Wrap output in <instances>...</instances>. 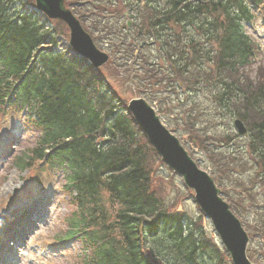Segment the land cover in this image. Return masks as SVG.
Masks as SVG:
<instances>
[{"label": "trees", "instance_id": "1", "mask_svg": "<svg viewBox=\"0 0 264 264\" xmlns=\"http://www.w3.org/2000/svg\"><path fill=\"white\" fill-rule=\"evenodd\" d=\"M166 1V8L151 12L147 35L164 52L173 38L170 26L177 27L175 40L182 37L190 45L194 67L202 66L196 35L217 45L204 54L206 63L216 61L215 103L225 116L255 120L248 128V149L261 166L264 186V80L250 91L237 76L253 57L240 26L242 18H250L246 7L242 0ZM27 3L0 0V107L10 102L27 109L40 130L37 145L19 159L27 164L20 167L53 160L65 172L62 190L74 211L57 239L76 237L82 243L78 264H228L223 250L208 244L185 214L162 208L147 171L153 151L133 119L115 106L112 92L98 84L85 60L41 50L55 46L56 36L25 8Z\"/></svg>", "mask_w": 264, "mask_h": 264}, {"label": "rangeland", "instance_id": "2", "mask_svg": "<svg viewBox=\"0 0 264 264\" xmlns=\"http://www.w3.org/2000/svg\"><path fill=\"white\" fill-rule=\"evenodd\" d=\"M245 2L251 5L252 0ZM65 3L91 35L96 47L109 57L108 62L94 73L100 81L98 84L112 92L115 106L123 108L129 100L142 98L154 107L161 121L180 138L194 160L212 175L223 197L249 231L248 252L255 258L264 259V186L259 177L262 170L248 149V136H236L232 123L237 117L225 116L215 103L218 92L216 61L213 57L206 63L204 54L217 45L196 35L194 44L199 48L202 60L198 64L202 66L194 67L190 45L184 44L182 37L175 40L180 30L171 25L173 38L167 50L161 52L153 37L147 35V21L156 8H166V0H65ZM30 5L27 3L25 8L31 10ZM250 11L255 20L243 25L245 33L254 41L256 57L237 76L244 82L245 89L250 87V91H255L264 80V4L252 6ZM36 19L56 36V45L45 46L43 50L73 59L66 27L40 14ZM105 21L108 26L104 25ZM126 26L130 30H126ZM103 27L106 28L102 30ZM92 90L100 94L96 88ZM231 107L242 111L233 103ZM5 108L6 117L0 114V139L10 134L4 130L8 121L16 122L9 125L16 131L23 127L21 114L9 106ZM254 122L249 115L243 123L248 129ZM21 131L22 136L15 139V146L12 145L0 166V222L27 199L50 200V213L22 251L21 262L78 264L79 242L70 240L59 245L54 242L67 231L66 218L74 211L67 203V194L59 190L63 175L38 161H33L24 171L15 167L14 163L34 148L39 137L38 132ZM2 143L0 141V145ZM147 165L150 189L162 208L169 213L185 214L201 230V237L208 244L212 242L220 248L210 222L200 213L193 193L184 187L181 179L170 172L154 152L147 158Z\"/></svg>", "mask_w": 264, "mask_h": 264}, {"label": "water", "instance_id": "3", "mask_svg": "<svg viewBox=\"0 0 264 264\" xmlns=\"http://www.w3.org/2000/svg\"><path fill=\"white\" fill-rule=\"evenodd\" d=\"M32 1L36 9L47 18L65 24L69 31L68 45L73 53L86 59L94 68H99L108 61V56L96 48L77 18L65 7L64 0ZM126 109L161 160L193 191L196 205L210 221L231 263L252 264L246 258L249 242L247 234L229 206L219 196V190L213 180L197 167L179 140L165 128L152 107L143 99L129 101ZM234 127L239 135L246 134L239 121L234 122Z\"/></svg>", "mask_w": 264, "mask_h": 264}]
</instances>
